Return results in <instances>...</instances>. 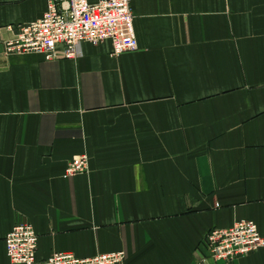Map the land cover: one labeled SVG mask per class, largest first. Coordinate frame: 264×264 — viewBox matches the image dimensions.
Wrapping results in <instances>:
<instances>
[{
	"label": "crops",
	"instance_id": "crops-1",
	"mask_svg": "<svg viewBox=\"0 0 264 264\" xmlns=\"http://www.w3.org/2000/svg\"><path fill=\"white\" fill-rule=\"evenodd\" d=\"M48 3L0 0V264L21 223L39 260L264 264V246L230 263L202 246L243 220L264 239V0H132L136 52L6 55Z\"/></svg>",
	"mask_w": 264,
	"mask_h": 264
},
{
	"label": "built area",
	"instance_id": "built-area-1",
	"mask_svg": "<svg viewBox=\"0 0 264 264\" xmlns=\"http://www.w3.org/2000/svg\"><path fill=\"white\" fill-rule=\"evenodd\" d=\"M132 0H49L43 17L35 22L8 27L12 38L3 42L6 55L37 54L46 61L56 58L59 48L65 59L83 56L84 43L98 46L109 41L115 57L136 52L139 42L135 32ZM88 170V157H75L65 177L72 178ZM31 236V242L26 236ZM203 248L217 261L232 262L248 257L264 246L257 224L243 220L229 229L208 233ZM7 254L14 264H125V252H113L92 258H78L72 253H55L38 259L39 236L30 223L16 225L6 238ZM63 259L69 260L62 262Z\"/></svg>",
	"mask_w": 264,
	"mask_h": 264
},
{
	"label": "bare ground",
	"instance_id": "bare-ground-1",
	"mask_svg": "<svg viewBox=\"0 0 264 264\" xmlns=\"http://www.w3.org/2000/svg\"><path fill=\"white\" fill-rule=\"evenodd\" d=\"M26 239H27L29 242H31V236H30V235H27V236H26ZM68 261H69V260H67V259H63V260H62V262H65V263L68 262Z\"/></svg>",
	"mask_w": 264,
	"mask_h": 264
},
{
	"label": "rangeland",
	"instance_id": "rangeland-1",
	"mask_svg": "<svg viewBox=\"0 0 264 264\" xmlns=\"http://www.w3.org/2000/svg\"><path fill=\"white\" fill-rule=\"evenodd\" d=\"M61 253V252H60Z\"/></svg>",
	"mask_w": 264,
	"mask_h": 264
}]
</instances>
